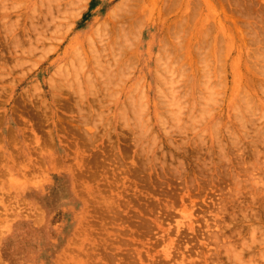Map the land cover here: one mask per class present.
<instances>
[{"label": "rangeland", "instance_id": "1", "mask_svg": "<svg viewBox=\"0 0 264 264\" xmlns=\"http://www.w3.org/2000/svg\"><path fill=\"white\" fill-rule=\"evenodd\" d=\"M126 1L0 0V264H264V0Z\"/></svg>", "mask_w": 264, "mask_h": 264}, {"label": "bare ground", "instance_id": "2", "mask_svg": "<svg viewBox=\"0 0 264 264\" xmlns=\"http://www.w3.org/2000/svg\"><path fill=\"white\" fill-rule=\"evenodd\" d=\"M130 1H132V0H130ZM129 0H128V2L126 1V4H128L129 2H130ZM214 1V0H213ZM123 2H124V0H123ZM131 3V2H130ZM129 3V4H130ZM214 3V2H213ZM203 4V3H202ZM215 4V3H214ZM123 6V5H122ZM209 6H210V4H209ZM209 6H208V8H209ZM213 7H214V5H213ZM211 9L213 10V8L211 7ZM216 9V8H215ZM134 10V9H133ZM211 11V10H210ZM214 11V10H213ZM200 13V12H199ZM210 13H213V12H210ZM215 13V12H214ZM213 16V15H212ZM205 18V17H204ZM228 46H230L229 44H228ZM231 47V46H230ZM235 66V65H234Z\"/></svg>", "mask_w": 264, "mask_h": 264}]
</instances>
